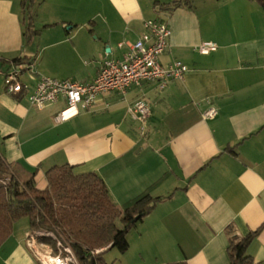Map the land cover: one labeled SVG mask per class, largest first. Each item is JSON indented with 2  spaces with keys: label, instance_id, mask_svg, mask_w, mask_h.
Here are the masks:
<instances>
[{
  "label": "crops",
  "instance_id": "0c3cea01",
  "mask_svg": "<svg viewBox=\"0 0 264 264\" xmlns=\"http://www.w3.org/2000/svg\"><path fill=\"white\" fill-rule=\"evenodd\" d=\"M172 1L35 0L38 33L26 39L22 0H0V70L15 57L33 69L21 76L28 90L19 95L5 91L0 74V153L34 171L39 189L46 169L68 163L97 173L121 208L160 197L128 232L125 262L227 264L231 226L240 237L259 228L247 253L264 264V9L252 0ZM149 19L169 27L159 61L185 64L181 79L102 92L62 122L55 115L64 98L29 103L42 76L92 81L102 60L123 58ZM202 41L216 49L200 54ZM137 100L149 107L144 128L128 112ZM209 106L216 115L203 119ZM25 219L0 246V264H37Z\"/></svg>",
  "mask_w": 264,
  "mask_h": 264
},
{
  "label": "trees",
  "instance_id": "16d2710c",
  "mask_svg": "<svg viewBox=\"0 0 264 264\" xmlns=\"http://www.w3.org/2000/svg\"><path fill=\"white\" fill-rule=\"evenodd\" d=\"M34 1L21 2L26 39L38 33L32 28ZM252 1L264 9V0ZM181 3L190 6L189 0L171 2L172 7ZM25 60L15 57L10 62ZM44 175L46 186L39 189L34 171L19 162L7 161L0 153V246L12 234L14 223L26 218L28 231L49 234L39 239L53 246L56 241L70 246L79 264H112L104 259V253L111 248L125 252L129 245L128 232L160 199L144 195L124 209L110 199L105 182L93 171L75 172L71 164L64 163L49 167ZM258 229L240 237L231 226L227 227V264H259L247 253L248 244Z\"/></svg>",
  "mask_w": 264,
  "mask_h": 264
},
{
  "label": "built area",
  "instance_id": "2783aa9c",
  "mask_svg": "<svg viewBox=\"0 0 264 264\" xmlns=\"http://www.w3.org/2000/svg\"><path fill=\"white\" fill-rule=\"evenodd\" d=\"M144 27L145 31L129 45L122 59L101 61L92 81L80 82L42 76L29 92L27 100L30 104L43 108L59 98H64V108L55 115V120L62 122L75 116L80 110L89 109L102 92L114 91L124 95L131 86H138L144 81H156L162 88L170 80L181 79L188 71L185 64L174 60L164 66L159 61L171 32L167 24L158 19H149L144 22ZM194 49L200 54H208L216 49V44L202 41ZM24 72L33 74L31 63H11L6 71L0 70L7 93L19 95L28 90L27 84L21 80ZM128 112L140 122L141 128L146 126L149 107L144 101H135L128 107ZM214 115L216 109L209 106L202 113V118L207 119ZM42 235L49 234L41 230L27 231L25 234V245L37 264H79L70 246L60 241H56L53 246L41 241L39 238Z\"/></svg>",
  "mask_w": 264,
  "mask_h": 264
},
{
  "label": "rangeland",
  "instance_id": "374dc122",
  "mask_svg": "<svg viewBox=\"0 0 264 264\" xmlns=\"http://www.w3.org/2000/svg\"><path fill=\"white\" fill-rule=\"evenodd\" d=\"M26 220V219H25ZM117 225L121 227V222L117 221ZM121 253L116 248H111L104 253V259L108 263L112 264H130L131 262H125Z\"/></svg>",
  "mask_w": 264,
  "mask_h": 264
}]
</instances>
